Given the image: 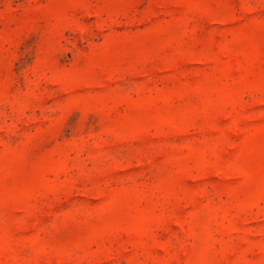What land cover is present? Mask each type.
<instances>
[{"label":"rangeland","instance_id":"rangeland-1","mask_svg":"<svg viewBox=\"0 0 264 264\" xmlns=\"http://www.w3.org/2000/svg\"><path fill=\"white\" fill-rule=\"evenodd\" d=\"M0 264H264V0H0Z\"/></svg>","mask_w":264,"mask_h":264}]
</instances>
